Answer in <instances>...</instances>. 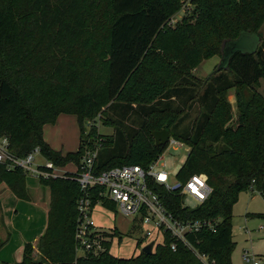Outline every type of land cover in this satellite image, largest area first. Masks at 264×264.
I'll return each instance as SVG.
<instances>
[{
  "label": "trees",
  "instance_id": "1",
  "mask_svg": "<svg viewBox=\"0 0 264 264\" xmlns=\"http://www.w3.org/2000/svg\"><path fill=\"white\" fill-rule=\"evenodd\" d=\"M184 3L0 0V136L8 137L16 156L39 147L45 158L66 165L79 163L97 142L111 141L100 139L95 125L87 130L98 117L113 125V118H105L109 111L127 120L146 116L139 128L130 124L125 130L124 152L104 157L99 150L98 171L124 164L147 167L166 148L156 145L152 131L168 129L190 147L178 179L203 173L212 192L201 204L184 207L179 193L163 185L155 189L176 216L220 219L216 231L199 234L200 246L217 264H233V207L243 191L264 196V94L257 87L264 80V0H191V12L171 26ZM226 46L225 62L197 90L191 69ZM232 89L235 120L228 99ZM173 97L182 101L177 109ZM189 102H197L200 113L190 130L180 131L177 115ZM163 112L168 115L163 125L150 123L151 116ZM61 113L78 117L76 152L63 154L44 138V126ZM116 132L118 138L121 129ZM2 182L18 198L31 199L23 169L0 162ZM40 183L49 188L51 199L48 224L37 244L39 257L26 243L21 261L0 264H202L181 245L174 251L169 236L151 254L141 250L137 256L116 257L110 249L114 236L122 238L118 229L97 230L102 249L78 255L79 183L71 175Z\"/></svg>",
  "mask_w": 264,
  "mask_h": 264
},
{
  "label": "built area",
  "instance_id": "2",
  "mask_svg": "<svg viewBox=\"0 0 264 264\" xmlns=\"http://www.w3.org/2000/svg\"><path fill=\"white\" fill-rule=\"evenodd\" d=\"M170 22L177 21L171 19ZM170 145L184 147L185 143L171 136L164 151L147 167L140 164H124L98 171V149H86L79 163L71 161L66 165H59L45 158L39 147H35L25 156H16L9 150L8 137L0 136V162L6 163L9 169L21 168L27 174L40 179L71 175L79 183L82 195L77 202L78 255L79 250L84 254L97 253L102 249L96 231L106 229L97 226L92 215L96 205H101L105 209L133 218V225L139 226L138 231H141L139 243L142 248L153 241L154 250L158 244H164L169 236L174 251L181 245L190 250L202 264H217L215 259L201 249L202 239L199 234L204 231H216L220 219L176 216L155 189L156 185H163L170 193H179L183 196L184 207H191L185 201L187 196L192 197L199 205L212 192L208 178L203 173H194L186 181L177 177L174 183L171 182V173L166 169V149ZM38 156H42L44 161L39 162ZM69 164H74L75 169H67ZM106 201L114 203L116 209L109 208ZM247 232L250 233V230ZM115 237L119 236H114L112 242ZM242 259L243 264H264V255L256 253L253 247L244 248Z\"/></svg>",
  "mask_w": 264,
  "mask_h": 264
},
{
  "label": "rangeland",
  "instance_id": "3",
  "mask_svg": "<svg viewBox=\"0 0 264 264\" xmlns=\"http://www.w3.org/2000/svg\"><path fill=\"white\" fill-rule=\"evenodd\" d=\"M191 0H185V5H190ZM184 5V4H183ZM183 7V6H182ZM193 5L187 8L186 15L191 12ZM172 22L171 26H175ZM264 31V27H262ZM244 47V41L240 40ZM230 50V46H226L221 54H217L211 58L203 60L197 67L198 69L192 73L194 68L191 69L190 79L197 83V90H201L203 83L208 80L214 70L225 62L226 54ZM176 62V61H174ZM196 68V67H195ZM171 69V68H169ZM171 71V70H170ZM258 90L264 92V80L260 81ZM228 99L233 107L234 120L238 116V108L236 106L235 90L232 89L228 93ZM174 109H177L182 103L180 99L173 97L171 99ZM174 101V102H173ZM192 102H189L186 110L180 112L177 115L176 124L178 130L188 131L191 129L193 122L199 116V106L197 102L192 106H189ZM113 118L115 124L106 123L105 119L101 120L99 117L90 122L87 126V130L95 125V129L100 136V139H111L102 146V143L97 142L96 149H101V156H110L115 153H122L124 144L127 143L124 139L126 138L125 130H128V126L131 124L133 128H139L140 119L147 118L143 116L137 118L136 115L131 117L129 120L124 119L119 112L109 111L108 115H105L106 119ZM168 118L166 112L162 114L153 115L150 117V123L155 125H163L165 120ZM121 129V134L117 138V132ZM172 136V135H171ZM173 137V136H172ZM44 138L49 142L51 147L57 151H62L63 154L67 152H76L79 149V122L78 117L71 113H61L55 123H50L44 126ZM102 146V147H100ZM100 147V148H99ZM190 147L185 144L184 147L179 145H170L166 149V169L171 173V182L174 183L177 180V174L183 166ZM39 162L44 161L42 156H38ZM69 170H74L75 165L69 164L67 167ZM27 185L31 188L32 193H37L36 190H40L37 198L44 200L49 206L50 203V190L48 187H44L40 183V178L27 174ZM40 200L41 205L45 207V203ZM46 200V201H45ZM187 205L195 207L198 205L192 197L187 196L185 198ZM93 219L97 226L102 227L106 230L118 229L122 233V238L115 237L112 244L110 253L116 257L129 258L131 256H137L142 250V245L139 243L141 231L133 229V218L131 216H125L124 214L116 213L115 211L105 209L101 205H96L93 211ZM246 217L248 221H246ZM246 225L248 227H246ZM250 230V234L247 232ZM249 237V238H248ZM233 238L237 245L232 254L233 264H243L242 254L244 248H251L258 253L264 255V196L258 192H252L250 190L243 191L238 202L233 207ZM248 239L249 241H246ZM83 252L79 250V255ZM39 254L34 253V257L38 258Z\"/></svg>",
  "mask_w": 264,
  "mask_h": 264
},
{
  "label": "crops",
  "instance_id": "4",
  "mask_svg": "<svg viewBox=\"0 0 264 264\" xmlns=\"http://www.w3.org/2000/svg\"><path fill=\"white\" fill-rule=\"evenodd\" d=\"M190 6L191 4L187 6L184 3L183 7L171 19L178 22L186 15V9ZM198 67L194 68L192 73ZM262 93L264 94V92ZM28 189L31 199L25 200L18 198L5 182L0 184V260L2 261H21L26 243H32L35 253L38 254L37 244L48 224L49 206L43 202L44 200L37 198L41 189L36 190L37 193H32L29 187ZM40 200L43 204L45 203V207L41 205ZM248 218L246 217V221ZM246 227L248 226L246 225ZM246 241L249 240L246 239Z\"/></svg>",
  "mask_w": 264,
  "mask_h": 264
},
{
  "label": "water",
  "instance_id": "5",
  "mask_svg": "<svg viewBox=\"0 0 264 264\" xmlns=\"http://www.w3.org/2000/svg\"><path fill=\"white\" fill-rule=\"evenodd\" d=\"M152 136L154 137L157 146H166L171 137V133L168 131V129L163 128V129L153 130ZM153 246H154V242L152 241L147 245H145L142 250L145 253L151 254L153 252Z\"/></svg>",
  "mask_w": 264,
  "mask_h": 264
}]
</instances>
